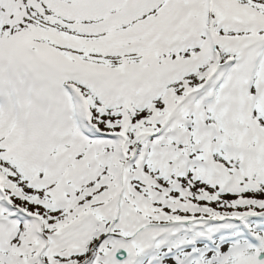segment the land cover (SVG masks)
Instances as JSON below:
<instances>
[{"label": "snow or ice", "instance_id": "obj_1", "mask_svg": "<svg viewBox=\"0 0 264 264\" xmlns=\"http://www.w3.org/2000/svg\"><path fill=\"white\" fill-rule=\"evenodd\" d=\"M0 264H264V0H0Z\"/></svg>", "mask_w": 264, "mask_h": 264}]
</instances>
